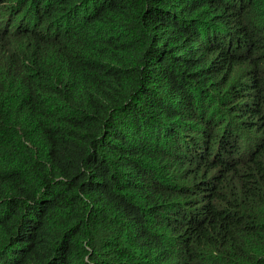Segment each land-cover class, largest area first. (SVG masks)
Segmentation results:
<instances>
[{
	"label": "trees",
	"instance_id": "trees-1",
	"mask_svg": "<svg viewBox=\"0 0 264 264\" xmlns=\"http://www.w3.org/2000/svg\"><path fill=\"white\" fill-rule=\"evenodd\" d=\"M0 264H264V0H0Z\"/></svg>",
	"mask_w": 264,
	"mask_h": 264
}]
</instances>
